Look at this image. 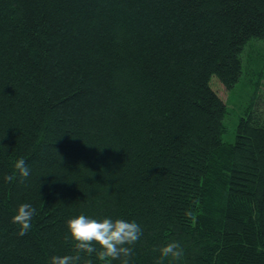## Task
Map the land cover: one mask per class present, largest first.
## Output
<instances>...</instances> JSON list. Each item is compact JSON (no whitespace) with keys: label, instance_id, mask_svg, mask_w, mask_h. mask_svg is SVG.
I'll return each instance as SVG.
<instances>
[{"label":"trees","instance_id":"16d2710c","mask_svg":"<svg viewBox=\"0 0 264 264\" xmlns=\"http://www.w3.org/2000/svg\"><path fill=\"white\" fill-rule=\"evenodd\" d=\"M256 40L264 0H0V264H105L76 247L80 214L140 224L107 264H264V109L229 141L211 86Z\"/></svg>","mask_w":264,"mask_h":264},{"label":"clouds","instance_id":"9594fccd","mask_svg":"<svg viewBox=\"0 0 264 264\" xmlns=\"http://www.w3.org/2000/svg\"><path fill=\"white\" fill-rule=\"evenodd\" d=\"M15 167L19 170L22 177H28L31 169L23 157L16 161ZM36 208L31 203H22L18 206L16 215L13 219L22 226V231H27L31 227L32 217L36 214ZM68 226L73 238L78 242L76 247L85 250L89 255L97 250V242L100 246L99 257L107 264V258L113 260L121 256L128 257L132 253V248L126 245L137 241L142 229L135 220H127L108 216L97 219L92 216L80 214L68 221ZM162 256L172 255L179 257L181 251L175 242L166 245L161 250ZM79 255H56L51 258V264H77ZM91 264V261L88 262Z\"/></svg>","mask_w":264,"mask_h":264},{"label":"rangeland","instance_id":"374dc122","mask_svg":"<svg viewBox=\"0 0 264 264\" xmlns=\"http://www.w3.org/2000/svg\"><path fill=\"white\" fill-rule=\"evenodd\" d=\"M243 76L240 82L232 89L214 78L211 82L212 89L227 105L228 116L226 124L228 135L226 139L233 141L236 138L238 126L243 117H246L251 107L261 111L264 109V42L253 41L243 54ZM259 95V96H258Z\"/></svg>","mask_w":264,"mask_h":264}]
</instances>
